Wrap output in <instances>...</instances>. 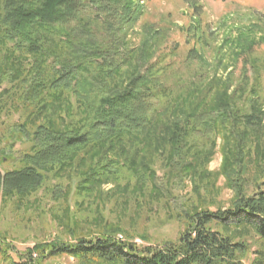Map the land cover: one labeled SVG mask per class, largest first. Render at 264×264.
<instances>
[{
	"label": "trees",
	"instance_id": "obj_1",
	"mask_svg": "<svg viewBox=\"0 0 264 264\" xmlns=\"http://www.w3.org/2000/svg\"><path fill=\"white\" fill-rule=\"evenodd\" d=\"M133 6L132 0H0V114L7 100L14 112L25 113L22 122L7 127L0 145L10 136L31 144L20 156L22 166L0 172V194L36 190L48 170L68 166L91 150L95 162L83 183L105 181L124 165L131 169L126 165L131 163L129 146L146 134L168 145L166 165L172 170L186 156L192 132L208 133L219 123L222 135L228 127L237 138V113L230 101L203 109L197 100L186 106L177 102L169 112L163 106L161 98L171 87L163 81V69L148 63L143 51L132 55L122 46L124 25L139 15ZM92 21L100 27L99 37L91 30ZM131 60L134 69L125 83L118 82ZM258 118L256 113L246 119L259 125ZM136 170L149 172L144 162ZM230 184L236 191L234 205L186 214V227L174 243L140 247L105 233L19 253L0 239V264H39L59 255L81 264H243L248 245L232 240L222 228L248 225L264 241V182L251 195L243 193L238 179ZM252 264H264V252L257 251Z\"/></svg>",
	"mask_w": 264,
	"mask_h": 264
},
{
	"label": "rangeland",
	"instance_id": "obj_2",
	"mask_svg": "<svg viewBox=\"0 0 264 264\" xmlns=\"http://www.w3.org/2000/svg\"><path fill=\"white\" fill-rule=\"evenodd\" d=\"M132 2L139 7V15L135 22L124 25L122 46L130 48L132 55L143 51L148 63L163 69V81L171 86L169 95L161 98L163 106L169 112L177 102L186 106L197 100L203 109L230 101L237 113L233 124L237 138L228 134V127L222 135L219 123L208 133L192 132L185 144L186 156L172 170L166 165L168 145L155 134H146L129 146L131 163L126 165L131 169L124 165L105 181L83 183L95 162V151L91 150L82 159L76 156L68 166L48 170L36 190L1 193L0 239L19 253L34 246L49 249L56 242L73 243L105 233L140 247L174 243L186 227V214L234 205L236 191L230 179H238L246 195L262 189L264 0ZM92 29L96 37L102 35L93 21ZM135 65L131 60L123 66L117 81L125 83ZM186 86L194 92H186ZM198 108L190 112H199ZM256 113L261 124L248 123L246 118ZM24 116V111L10 109L7 100L0 114V139L7 127L22 122ZM14 137L0 145L2 173L22 166L20 156L31 146L29 141ZM237 148H241V156ZM142 162L149 172L136 170ZM222 231L248 245L250 252L243 264H252L257 251L264 252V241L252 227L231 224ZM39 264L81 263L75 257L59 255L44 258Z\"/></svg>",
	"mask_w": 264,
	"mask_h": 264
}]
</instances>
